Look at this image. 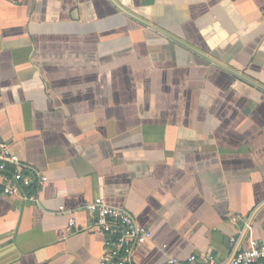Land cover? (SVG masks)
Wrapping results in <instances>:
<instances>
[{
    "label": "crops",
    "instance_id": "1",
    "mask_svg": "<svg viewBox=\"0 0 264 264\" xmlns=\"http://www.w3.org/2000/svg\"><path fill=\"white\" fill-rule=\"evenodd\" d=\"M0 143L47 178L0 193V264H96L98 197L151 232L128 264H228L264 241V0H0Z\"/></svg>",
    "mask_w": 264,
    "mask_h": 264
},
{
    "label": "built area",
    "instance_id": "2",
    "mask_svg": "<svg viewBox=\"0 0 264 264\" xmlns=\"http://www.w3.org/2000/svg\"><path fill=\"white\" fill-rule=\"evenodd\" d=\"M47 180L40 171L28 167L4 143H0V193L26 198V190L42 185ZM92 214V227L101 235L102 252L96 264H128L137 245L148 242L151 232L139 225L125 209L108 205L98 197L87 205ZM60 211L63 207H60ZM69 231H79L73 218L68 222ZM196 259L195 255L190 261ZM205 264H215L209 254L202 257ZM169 264H182L169 259ZM228 264H264V241L249 240L248 247L236 252Z\"/></svg>",
    "mask_w": 264,
    "mask_h": 264
}]
</instances>
